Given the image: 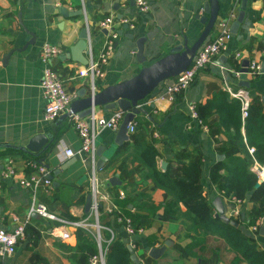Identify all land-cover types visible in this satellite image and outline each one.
<instances>
[{
  "label": "crops",
  "instance_id": "obj_1",
  "mask_svg": "<svg viewBox=\"0 0 264 264\" xmlns=\"http://www.w3.org/2000/svg\"><path fill=\"white\" fill-rule=\"evenodd\" d=\"M220 1L218 20L206 41L220 33L219 24L234 3V0ZM149 3L150 10L139 13L131 0H0V229L12 231L25 223L27 229L26 238L19 243L16 254L0 257V264H71L65 246L76 245V228L57 225L58 221L35 213L30 216L32 192L19 183L20 177L39 173L43 159L45 164L54 168L68 160H72V164L50 180V185H42L38 189L37 201L45 204L51 214L63 219L71 215L80 220L91 214V211L90 214L85 213L90 194V163L80 154L65 160L55 147L59 139L76 151L81 147L71 116L64 113L55 121L44 119L46 100L41 88L44 69L42 46L50 43L60 48L61 53L52 61V67L64 81L67 91L76 93L77 98L80 93L89 96L92 91L91 79L78 76L77 69L82 64L68 58L67 54L87 28L94 54L98 56L104 41L99 21L104 16L113 15L117 32L123 34H118L116 47L103 76L95 81L97 91L132 78L144 66L166 56L183 35H187L189 44H192L205 28L196 18L197 14L207 15L203 8L204 0H155ZM61 8L69 12L81 10L82 14L66 17ZM118 14H124L123 19L119 20ZM125 23L129 24L128 29L124 28ZM150 32L155 33V37L145 45L148 59L140 63L136 52L130 48L132 41L125 35L135 33L141 36ZM228 47L226 52L199 72L189 90L176 101L160 99L145 105L149 116L141 113L136 117L137 131L133 135L156 148L158 169L169 171L171 177H185L186 174L179 167L197 164L198 182L202 186L204 200L211 203L217 214L213 201L220 197L226 215L235 221L240 218L238 227L260 250H264V235L260 233L262 226L256 232L246 226L247 212L254 205L250 195L241 203H237L235 197L224 196L210 173L214 164L241 155L243 149L239 140H229L223 133L216 95L226 91L230 93V98H234L231 93L243 88L249 92L252 101L257 96L261 99L264 97V0H249L244 22L228 41ZM244 60L260 65L258 72L246 76L250 82L249 88L240 86L241 79L236 74L241 71ZM232 61L236 64H232ZM160 89L161 86L146 101ZM198 103H208L206 111H211V114L207 116V122L217 127L220 134L213 136L208 125L192 118L190 107ZM113 111L96 108V112L104 117L110 116ZM39 134L53 136L54 143L47 152L35 155L36 166L32 163L29 165L28 158L19 148L26 147ZM115 135L116 131L104 129L97 142L110 146ZM130 142L132 138L123 146H117L104 167L97 170L100 188L108 196L100 207V223L109 224L116 239L127 245H135L133 248L144 264H249L238 257L218 233L203 235L206 242L192 246L193 238L186 225V222L190 223L189 217H173L165 213V205L171 195L156 184L151 170L140 159V149L129 145ZM224 142H227L228 149L222 153L220 146ZM9 160L13 162L16 173L4 178L3 171ZM220 174V181H223L228 173L221 170ZM115 176L120 184L110 183ZM121 191L125 193L124 197H120ZM141 194L149 195L155 208L138 210L136 204L145 201ZM113 202L125 215H137L139 232L134 235L126 233L123 224L108 212ZM235 209L240 211L239 216L233 215ZM182 211L186 212L184 206ZM64 231L70 233V238L61 237ZM91 232L95 235L94 231ZM107 232L110 231H101L104 238H107ZM166 242L169 245L161 257L155 259L150 256L152 248L161 247Z\"/></svg>",
  "mask_w": 264,
  "mask_h": 264
},
{
  "label": "built area",
  "instance_id": "obj_2",
  "mask_svg": "<svg viewBox=\"0 0 264 264\" xmlns=\"http://www.w3.org/2000/svg\"><path fill=\"white\" fill-rule=\"evenodd\" d=\"M241 0H234L232 8L229 14L221 20L220 33L212 40L205 41L197 51L191 64L185 71L179 75L168 79L162 83L160 91L153 95L146 101L143 100L140 105L145 106L154 103L156 100L167 99L172 102L176 101L181 95L185 94L193 82L195 81L199 72L206 67L209 63L213 62L218 55L228 50V41L232 38L231 23L236 20ZM135 6L139 13H146L150 10L149 0H135ZM126 21V20H125ZM87 27L88 21L86 22ZM99 25L103 30H106L103 38V48L99 52L98 56H95L93 49V42L91 39L90 31L88 29V62L85 65H81L77 69L78 76L89 77L92 81V91L95 92V81L98 77L103 76L104 68L108 63V60L116 47V40L118 38V32L115 28V19L113 15L106 16L99 21ZM61 50L58 46L45 43L41 49V62L44 64L43 77L41 81V88L43 96L46 100V106L44 110V119L47 121H55L62 114L69 113L71 121L76 130V134L81 141V147L79 150H74L64 140L59 139L55 143V147L59 155L67 160L75 157L77 154L83 156L85 160L90 163V194L92 195V208L91 214L85 216L78 221H70L63 218H59L51 214L47 206L36 199V192L42 185H50L51 181L48 178L49 171L42 165L39 173H31L19 178V183L26 189L32 192V204L30 206V216L35 213L40 217L56 220L62 225H68L73 228H84L95 232L96 239L99 244V254L92 258V264H106L105 252L102 249V233L103 229H107L111 233L110 243L115 234L109 227H105L100 223V207L104 201L108 200V196L104 194L100 188V184L97 179V140L101 131L104 129H111L117 131L124 119L126 111L121 109L114 110L110 116L104 117L94 111L87 117L82 118L77 115L71 114V103L77 98L76 93H69L65 87L64 81L59 74L52 67V61L58 57ZM239 56V54H237ZM260 70V65L256 62H251L247 74L254 75ZM237 75H241V72H236ZM159 86V87H160ZM232 96L239 98L242 102V116L246 118L248 116L249 107L252 99L249 92L246 89H238L233 91ZM191 116L193 119L199 120L198 112L195 105H191ZM137 131V123L135 120L128 125V133L130 135L135 134ZM250 153L254 152V148H249ZM12 161L9 160L4 171L3 177L9 178L15 175V169L12 165ZM32 165L36 166V162H32ZM251 171L257 176V182H264V163L252 161ZM125 193L120 192V197H124ZM237 203H241V200L235 199ZM108 212L117 217L118 221L123 224L125 231L128 235H134L140 231V228H136L132 219L125 215L116 203H110ZM240 211L235 209L233 211L234 216H239ZM264 218H261L255 225H253L252 231L256 232L263 226ZM63 239L70 238V233L64 231L61 235ZM26 238V223L19 225L12 231L0 229V257H10L16 254L19 243ZM135 247V245H133Z\"/></svg>",
  "mask_w": 264,
  "mask_h": 264
},
{
  "label": "trees",
  "instance_id": "obj_3",
  "mask_svg": "<svg viewBox=\"0 0 264 264\" xmlns=\"http://www.w3.org/2000/svg\"><path fill=\"white\" fill-rule=\"evenodd\" d=\"M234 63L232 61V64ZM215 100L221 115L223 133L229 140H239L243 149L241 155L232 156L214 164L210 168L211 178L218 183L219 191L226 197L244 200L250 195V200L254 205L247 212L245 222L247 227H252L264 217V182L256 188L257 176L250 168L254 160L264 163V102L260 97H255L250 104L248 116L243 118L242 102L239 98H230V93L222 91L216 95ZM207 106L208 103L195 105L199 119L203 124L208 125L213 136L220 134L221 131L217 127L207 122V116L211 114V111H206ZM242 128L244 133H242ZM131 138L132 142L128 144L140 149V159L151 170L156 184L171 195L165 205V213L173 217H189L190 223L186 222V225L189 235L193 238L192 246L203 245L206 242L203 235L218 233L238 257L245 259L249 264H264V250H260L257 244L251 241L238 226L221 220L211 203L204 200L202 186L198 182L197 164L192 163L179 167L186 174L185 177H171L169 171L162 172L158 169V151L153 145L141 142L135 135ZM251 147L254 148L253 153L249 151ZM226 149H228L227 142H224L220 150L225 153ZM22 154L28 158L27 164L29 165L37 160L35 156L37 154L30 152H22ZM221 170H226L228 173L223 181H220ZM141 196L145 201L142 204H136L138 210L155 208L149 195L141 194ZM182 206L186 209L185 213L182 211ZM128 216L137 228L139 226L137 215L129 213ZM65 218L70 221L79 220L71 215H66ZM236 221L239 222L240 218ZM56 224L62 225L60 222ZM101 224L104 225L102 222ZM104 226L110 227L109 224ZM107 233V238L102 235V249L105 252L106 264H134L130 259L128 245L115 237L108 243L111 233ZM76 237V245L65 246L71 264H92V258L99 254V244L95 235L84 228H77Z\"/></svg>",
  "mask_w": 264,
  "mask_h": 264
},
{
  "label": "water",
  "instance_id": "obj_4",
  "mask_svg": "<svg viewBox=\"0 0 264 264\" xmlns=\"http://www.w3.org/2000/svg\"><path fill=\"white\" fill-rule=\"evenodd\" d=\"M153 3L155 0H149ZM132 5H135V0H131ZM222 2L220 0H204L203 8L207 15L197 14L196 18L201 24L205 25L204 30L198 36V38L189 44V38L187 35H183L182 40L171 48L170 53L153 62L148 66H144L135 76L130 79L124 80L120 83L107 86L99 91L91 92L89 96H85V93H80L79 97L71 103V114L85 118L89 116L97 107L103 111L121 109L126 111L124 119L116 131L114 142L110 145H104L97 142V170H101L105 163L109 159V155L113 153L117 146H122L128 142L131 135L128 133V125L133 122L141 113L149 116V111L146 107L140 105V103L149 97L162 83L171 79L187 69L195 57L197 51L202 44L210 36L218 20ZM249 0H241L237 19L231 26L232 35H236L240 25L244 22L245 13L248 8ZM118 9V5L116 7ZM61 12L64 16H75L82 14V11L69 12L66 8H61ZM124 14H118L119 20L123 19ZM129 24L125 23L124 28L128 29ZM87 28H84L80 35L79 41L73 45L70 49V53L67 57L77 62L78 64L85 65L88 62V32ZM106 33V30H103ZM118 34L122 35V32ZM125 37L132 42L130 48L136 52V58L138 62H147L148 57L145 55V45L151 42L155 33L150 32L141 36H136L135 33L126 34ZM250 66L249 60H244L242 63L240 86L244 88L250 87V82L246 80L247 72ZM264 71V64L262 65ZM264 102V97L262 98ZM70 115L69 113L67 114ZM151 118V117H150ZM54 143L53 136L47 134H39L33 137L29 144L24 148H19L22 152H30L37 155L47 152L51 145ZM44 159L42 165L49 172V180H53L54 177L60 174L63 170L67 169L72 160L56 166L55 168L49 164H45ZM75 160H73L74 163ZM110 183L120 184V180L117 176L110 179ZM262 182L256 183V188L261 185ZM213 204L217 210V216L221 220L231 223L234 226H238V222L231 219L225 213V207L220 197L213 201ZM92 208V195L89 194L85 205V213L90 214ZM260 233L264 235V226H262ZM169 242L161 247L152 248L149 252L150 256L157 259L163 255ZM130 251V259L134 264H144L137 256L135 249L132 245H128Z\"/></svg>",
  "mask_w": 264,
  "mask_h": 264
}]
</instances>
